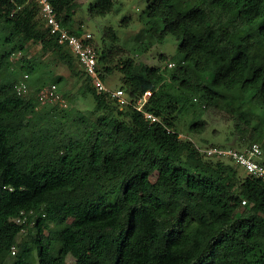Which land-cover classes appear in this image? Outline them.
Here are the masks:
<instances>
[{
  "label": "trees",
  "instance_id": "16d2710c",
  "mask_svg": "<svg viewBox=\"0 0 264 264\" xmlns=\"http://www.w3.org/2000/svg\"><path fill=\"white\" fill-rule=\"evenodd\" d=\"M50 1L62 25L80 34L76 0ZM112 6L93 0L89 12ZM37 12L34 0H0V264L9 256V264H63L68 255L75 264H264V180L240 176L176 130L178 115L194 110L188 131L201 133L204 109H225L235 94L264 114V0H146L144 25L179 39L175 71L130 58L120 70L130 99L151 90L144 109L157 121L97 91ZM30 41L84 76L95 118L57 124L68 111L47 105L40 122L42 87L22 95L5 75L11 53ZM107 54H97L103 81L113 70ZM234 119L238 137L248 133L244 146L261 142L264 154V123L251 127L243 112ZM182 150L191 170L176 162ZM22 210L34 211L33 224L12 220Z\"/></svg>",
  "mask_w": 264,
  "mask_h": 264
},
{
  "label": "rangeland",
  "instance_id": "374dc122",
  "mask_svg": "<svg viewBox=\"0 0 264 264\" xmlns=\"http://www.w3.org/2000/svg\"><path fill=\"white\" fill-rule=\"evenodd\" d=\"M92 1L76 0L72 25L73 28H80L81 33L88 32L92 35L97 54L103 49L108 52L109 65L113 70L111 73L105 74L104 83L109 89L122 87L125 90L120 66L127 58L132 59L137 65L143 63L164 67L167 64L170 69L175 71V66H169L168 63H173L181 54L179 39L169 34L161 38L154 28L144 25L140 18V12L145 7L146 0H112V10L106 15L91 14L89 8ZM36 18L40 23L43 22L39 11ZM1 21H3V18L0 15ZM160 55H162V58H160ZM11 61L13 65L5 71V75L14 80L15 87L21 81L25 83V90L21 92L22 95H27L35 89L38 90L40 87L53 83L56 84L58 91L61 93L62 100L60 101L45 100L40 102L38 100L37 113H40L47 105H54L59 111L64 108L68 111V114L62 116L58 113L60 116H55V122L60 124L66 121L71 127L74 126L72 125L74 124L73 119L78 116L96 117V114L92 113L94 100L83 88L84 76L81 74L74 76L60 58L52 52L44 50L39 42H28L25 49L20 53L15 50L11 53ZM26 61H30V64L34 66L30 71L22 68ZM74 65L76 69H81L76 58L74 59ZM193 112L194 110H189L185 114L178 115L176 130L180 138L192 140L196 147L198 146L201 149L212 145L243 147L247 143L248 133L241 140L238 137L240 131L234 128L235 113L243 112L246 114L253 128H262L264 123L263 109L260 104L250 100L248 96L243 97L239 94H235L234 97L228 99L225 109L218 107L204 109L201 117L205 121V127L201 133L192 134L188 131V123ZM48 116V113L42 111L41 115L36 117L41 120L40 122H45ZM27 119H29V116H27ZM246 131L250 132V128H247ZM257 143L261 146V142ZM223 160L234 164L233 161L227 158H223ZM260 160L264 161V154H262ZM176 162L191 170L186 152L183 150L176 156ZM237 169L240 176L247 174L243 167L238 166ZM154 178L155 174L150 177L152 180ZM22 235L21 233L17 240H20ZM12 259L13 257L9 256L6 264ZM75 263L76 259L68 255L63 264Z\"/></svg>",
  "mask_w": 264,
  "mask_h": 264
},
{
  "label": "built area",
  "instance_id": "2783aa9c",
  "mask_svg": "<svg viewBox=\"0 0 264 264\" xmlns=\"http://www.w3.org/2000/svg\"><path fill=\"white\" fill-rule=\"evenodd\" d=\"M38 4L39 15L42 18L49 33L56 37L59 44L63 45L76 58L81 70L89 77L90 84L97 90L108 93L115 98L119 104H130L135 109L143 113L145 119L157 121L158 118L146 111L144 105L151 95V90L147 89L135 99H130L122 87L109 89L101 79L100 70L97 64V51L92 41V35L88 32L75 34L70 32L62 25L60 18L57 16L55 8L50 0H34ZM20 53V52H19ZM169 66L174 63H168ZM27 76V74H25ZM17 92L21 93L25 90V83H21L16 87ZM40 102L45 100H62V95L58 91L56 84L44 86L38 93ZM197 149L205 156H213L216 158H227L234 162L235 165L243 167L246 173L259 177L264 180V162L260 160L263 151L259 143L252 142L242 148L232 146L212 145L203 149L197 146ZM34 211H20L19 215L12 220L16 223H24L29 219L30 224H33ZM16 244L10 248V254L16 253Z\"/></svg>",
  "mask_w": 264,
  "mask_h": 264
},
{
  "label": "crops",
  "instance_id": "0c3cea01",
  "mask_svg": "<svg viewBox=\"0 0 264 264\" xmlns=\"http://www.w3.org/2000/svg\"><path fill=\"white\" fill-rule=\"evenodd\" d=\"M9 264V263H8Z\"/></svg>",
  "mask_w": 264,
  "mask_h": 264
}]
</instances>
